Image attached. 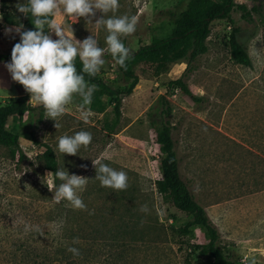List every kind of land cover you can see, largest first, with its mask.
I'll return each mask as SVG.
<instances>
[{
	"label": "rangeland",
	"instance_id": "374dc122",
	"mask_svg": "<svg viewBox=\"0 0 264 264\" xmlns=\"http://www.w3.org/2000/svg\"><path fill=\"white\" fill-rule=\"evenodd\" d=\"M233 1L248 8L252 4L251 0ZM17 3L27 0H0V53L11 54L19 42L16 27L35 30L31 13L26 17L18 12ZM118 3L115 11H97L92 23L61 12L51 19L69 37L72 29L76 40L82 42L92 35L98 41L105 50V62L97 75L112 88H123L128 82L108 54L106 27L95 21L102 15L105 19L134 17L135 33L120 37L133 51L151 37L166 34L168 12L184 0ZM260 8L264 13V0ZM230 17L239 29L250 65L231 60L227 20H212L206 51L196 57L185 78L195 99L167 85L180 75L183 61L169 63L158 74L153 64L138 62L132 66L137 83L121 98L120 116L111 129L113 112L106 96L100 97L102 111L92 109V102L84 106L88 112L85 121L82 98L74 95L57 119L58 128L34 101L30 102L42 111L39 122H35L38 110L25 113L20 126L16 116L10 119L8 128L17 134L18 150L12 153L9 145L0 144V264H57L58 244L70 234L78 239L87 237L91 245L88 264H207L209 259L200 252V229L189 225L186 233L178 232L190 216L168 203L155 187L160 178L159 155L146 112L159 94H165L170 103L168 121L178 171L195 202L234 258L241 263L264 264V24H259L254 12L253 21H245L235 6ZM50 34L58 39L54 32ZM9 62L0 61V104L19 93L5 67ZM29 131L36 143L30 140ZM79 131L90 132L92 142L75 156L60 153L58 139ZM43 143L53 150L57 169L88 178L85 190L79 193L87 210L73 209L66 200H53V191L62 181H55L44 168ZM92 160L126 172L127 189L101 187ZM144 205L146 212L141 211ZM26 225L41 231H25Z\"/></svg>",
	"mask_w": 264,
	"mask_h": 264
},
{
	"label": "trees",
	"instance_id": "16d2710c",
	"mask_svg": "<svg viewBox=\"0 0 264 264\" xmlns=\"http://www.w3.org/2000/svg\"><path fill=\"white\" fill-rule=\"evenodd\" d=\"M252 4L248 8L245 4H234L233 0H184L175 11L168 12L167 26L168 32L162 36H153L150 41L131 51V55L126 61V67H121L108 52L109 56L115 60L117 70L122 78L128 82L123 88H112L104 84L96 74L89 76L83 73V65L79 57L74 61L78 74L84 75L85 81L89 85H96L97 91L92 97V109L102 111L104 108L100 100L101 96L108 98L107 104L111 105L113 117L109 124L111 129L117 124L120 116L121 98L128 95L134 85L137 83V76L132 70V66L138 62L150 63L154 65V73L158 74L166 68L169 63L181 60L185 63L180 75L167 82L168 88H176L183 94L195 99L185 83L187 74L192 69L193 61L196 57L206 51L205 39L209 33L210 23L214 19H225L230 24L228 35V48L230 58L234 63L249 66L250 60L243 44L239 40V29L233 26L230 17V11L235 6L240 12V17L247 22L253 21L252 12L259 17V24H264V13L261 11L260 3L262 0H251ZM52 19V16L49 17ZM232 25V26H231ZM48 26H45V32L48 34ZM122 42L126 46L125 40ZM127 47V46H126ZM0 61H11V54L0 53ZM19 91L15 97H7L0 104V144L9 145L11 152L18 150L17 134L12 133L8 128V122L13 116H16L18 125H21L23 116L27 112L38 110L35 122L42 118V111L38 105H34L30 100V94L27 93L22 85L14 82ZM171 107L165 94H159L153 104L146 112L148 125L153 131L154 140L157 144L158 162L160 178L155 181L156 190L173 207L190 216V220L177 228L180 233H186L189 225H196L202 236L200 245L201 254L208 258L207 264H246L239 262L234 258L231 250L222 244L219 239L218 231L207 217L204 209L195 202L187 185L181 178L178 171V161L173 150L174 141L171 137V124L168 121V115ZM30 140L36 143L32 131H29ZM43 151L41 157L45 169L51 172L55 181V171L57 165L53 150L45 143L42 144ZM21 156V155H20ZM71 235L58 244L59 257L57 264H88L90 243L86 236L85 239L74 238ZM74 240H77L74 243ZM69 247L79 249L80 255L74 256L68 252Z\"/></svg>",
	"mask_w": 264,
	"mask_h": 264
},
{
	"label": "clouds",
	"instance_id": "9594fccd",
	"mask_svg": "<svg viewBox=\"0 0 264 264\" xmlns=\"http://www.w3.org/2000/svg\"><path fill=\"white\" fill-rule=\"evenodd\" d=\"M118 7V0H27L25 4H16L17 11L26 17L31 13L35 30H22L23 25L15 28L20 40L14 44L11 61L6 63L5 67L12 80L22 85L30 94V101L41 105L47 119L55 121L56 128L60 126L57 119L65 113L66 106L72 102L74 95L82 98L81 116L85 121L88 119L84 106L91 104L93 94L98 89L94 84L89 85L84 75L77 73L74 61L79 57L83 73L95 76L105 62L102 58L105 50L98 46V41L92 35L82 42L74 38L72 29L71 37L65 35L64 28L52 23L49 17L61 12L76 20L83 17L87 23H92L91 18L95 17L97 11L106 14L117 10ZM136 23L134 17L127 15L107 19L102 15L95 21L97 26L106 27L107 50L121 67H126V61L132 53L120 37L134 34ZM46 25L49 34L45 32ZM6 31L11 33L13 30ZM53 32L58 39L52 38L50 33ZM92 139V134L88 131L61 136L58 139V151L75 156L78 150L82 146L87 147ZM92 162L96 169L95 179L100 182L101 187L113 190L127 189L126 172L117 171L100 160ZM54 174L62 183L53 191V200L56 203L66 200L73 209L87 210L79 193L85 190L88 178L70 175L65 168L57 169ZM147 210V205L141 207V211ZM29 230L41 231L38 227L33 229L26 225L25 231ZM77 240H74V243ZM67 251L74 256L80 255L79 249L75 247H69Z\"/></svg>",
	"mask_w": 264,
	"mask_h": 264
}]
</instances>
